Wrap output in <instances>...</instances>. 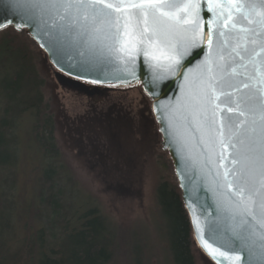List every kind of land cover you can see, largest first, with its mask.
<instances>
[{
	"label": "snow or ice",
	"instance_id": "6c2138e0",
	"mask_svg": "<svg viewBox=\"0 0 264 264\" xmlns=\"http://www.w3.org/2000/svg\"><path fill=\"white\" fill-rule=\"evenodd\" d=\"M225 6L230 11L224 14L222 26L229 31L237 26L233 12L241 13L249 25H264V0L249 4L247 12H242L240 5L233 7L231 2L215 7L223 13ZM214 13L215 8L208 0H184L182 3L176 0H0V31L11 28L23 33L25 27L29 33L40 30L49 37L48 43L54 52L66 42L78 46L83 57L81 66L85 70L112 58L119 59L121 54L129 64H134L137 56L142 55V64L152 69L151 91L155 94L157 87L162 93L170 87L166 82L169 77L179 75L187 81L188 72L181 73V67L190 70L205 55L200 47L202 20L212 32L209 49L216 43L217 34L225 35L223 31L217 33L212 29L213 16L208 14ZM252 15L259 19L250 20ZM184 24L191 25L192 38L173 49L178 58L170 57L166 70H161L156 57L153 55L150 59V46L158 41L164 47H171L169 35L177 30L184 31ZM240 31L252 47L237 44L228 52L236 66L218 65L219 75L208 68L200 78L203 128L194 130L200 132L201 140L207 135L209 143L220 145L215 179L222 199L217 207L232 222L215 249H211L207 241L205 246L213 255L218 252L217 258L222 262L228 259L229 253L239 261L238 253L246 252L244 264H264V32L243 26ZM257 37L261 38L259 43ZM227 43L225 40L221 45V60L225 59L223 46ZM182 60L186 61L183 65ZM207 63V60L202 61L204 65ZM57 64L65 71L59 59ZM131 75L135 78L134 72ZM76 77L83 78L81 73H76ZM236 77L242 79L236 81ZM90 82L96 84L102 80L97 77ZM242 89L247 92L240 94ZM163 107L158 103V110ZM121 143L129 155L134 153L135 146L130 138L122 136ZM226 148L232 149L227 155L223 151ZM210 231L215 233V226Z\"/></svg>",
	"mask_w": 264,
	"mask_h": 264
},
{
	"label": "trees",
	"instance_id": "16d2710c",
	"mask_svg": "<svg viewBox=\"0 0 264 264\" xmlns=\"http://www.w3.org/2000/svg\"><path fill=\"white\" fill-rule=\"evenodd\" d=\"M41 53L25 29L0 31V264H196L198 248L168 152L170 174L156 188L159 245L149 233L127 239L97 207H86L56 138L37 66ZM31 156L39 161L35 189L24 201L21 173Z\"/></svg>",
	"mask_w": 264,
	"mask_h": 264
},
{
	"label": "water",
	"instance_id": "95a60500",
	"mask_svg": "<svg viewBox=\"0 0 264 264\" xmlns=\"http://www.w3.org/2000/svg\"><path fill=\"white\" fill-rule=\"evenodd\" d=\"M108 2H113V0H108ZM133 2H138V0H133ZM176 2L182 3L184 0H176ZM208 2L213 4L215 8L214 14H208L213 16L212 29L216 30L217 33L223 31L225 35L220 36L217 34L214 38L216 43L212 49H209L207 45L212 32L207 27L206 22L202 20L203 43L200 47H203L205 55L196 62V65H200V67L197 68L196 65H192L190 70L181 67V73L188 72V80H182L179 75L169 77L166 82L170 87L163 90V93L159 87L156 88L155 94L152 93V69L147 64H142V55L137 56L134 64H129L121 54L119 59L112 58L85 70L81 66L83 57L80 56L78 46L66 42L63 47L58 46L57 51L54 52L48 43V36L42 34L40 30H34L30 33L28 28L25 27V30L46 56L48 63L54 69L58 85L65 91L75 93L80 97L87 98L94 104H98L107 98V93L111 90L142 86L144 94L152 100L153 115L159 126L158 131L162 136L161 146L163 151L168 152L172 159L197 247L212 264H244L247 258L246 252L238 253L241 257L239 261H235L232 258L233 254L229 253L228 259L222 262L217 258L219 256L218 252L213 255L210 248L205 246V241H207L211 249H215L223 239L225 230L232 222L227 220L225 213L217 207L218 201L222 199L215 179L217 153L221 151L220 145L219 143H209L207 135H204L203 140H201L200 132L194 129L197 127L203 128L201 113L204 110V105L200 99V78L202 74L210 68L213 73L219 75L220 69L217 66L226 63L235 67L236 64L228 56V52L235 48L237 44L241 46L247 44L252 47L240 28L242 26L256 27L258 32H264V25L257 23L249 25L247 21L242 19L241 13L233 12V20L237 23V26L229 31L223 28L222 25L225 19L224 14L230 9L225 6L223 13H221V9L215 7L218 4L231 2L233 7L240 5L242 6V12H247V6L258 3V0H208ZM202 15H205V13H202ZM249 19L255 22L259 17L252 15ZM229 26H231V22H229ZM182 29L185 30H177L169 35L168 39L171 47H164L158 41L150 46V59L154 55L156 62L161 65V70H166L167 65L171 62L170 57L178 58L175 57L173 49L179 48L192 38L190 24L182 25ZM256 39L259 43L261 38L257 37ZM225 40L228 41L227 45L223 46L225 59L221 60L219 59V51ZM257 50L259 49L257 48ZM57 59L63 64L65 71L60 70ZM205 60L208 62L207 65L202 64V61ZM185 62V60H182L181 64L183 65ZM245 62H247V58ZM237 70L243 71L239 68ZM133 72L135 78L131 75ZM76 73H81L83 78H77ZM97 77L101 78V83L93 84L90 82ZM240 79L242 77L235 78L236 81ZM121 80L124 83H121ZM128 81H131V83H128ZM245 92L247 90L242 89L240 94ZM158 103L164 105L163 109L158 110ZM166 128L168 132L165 131ZM177 134H179V138ZM223 151L227 155L232 149L226 148ZM213 226L216 228L215 233L210 231Z\"/></svg>",
	"mask_w": 264,
	"mask_h": 264
},
{
	"label": "rangeland",
	"instance_id": "374dc122",
	"mask_svg": "<svg viewBox=\"0 0 264 264\" xmlns=\"http://www.w3.org/2000/svg\"><path fill=\"white\" fill-rule=\"evenodd\" d=\"M38 56L37 66L45 80L46 99L53 108L63 161L84 193L86 207H97L126 232L127 239L135 241L149 233L151 244L159 245L164 239L156 212V188L170 171L152 100L136 86L113 94L102 106H91L83 98L64 92L55 82L54 69L46 56ZM122 136L130 138L135 146L131 155L121 143ZM38 163L31 156L22 167L19 192L25 194L24 201L33 195ZM160 253L159 249L155 251V255ZM194 255L196 264H212L199 248ZM116 264H123V260Z\"/></svg>",
	"mask_w": 264,
	"mask_h": 264
},
{
	"label": "flooded vegetation",
	"instance_id": "af4514ba",
	"mask_svg": "<svg viewBox=\"0 0 264 264\" xmlns=\"http://www.w3.org/2000/svg\"><path fill=\"white\" fill-rule=\"evenodd\" d=\"M52 73H53V76H54V80H55V82L57 83L56 78H55V73H54V71H52ZM57 85H58V83H57ZM58 86H59V85H58ZM59 87H60V86H59ZM60 88H61V87H60ZM61 89H62V88H61ZM62 90H63V89H62ZM63 91L66 92L67 94L71 95V96H74V97H77V98H83L84 100H86V102H89L91 106H102V105H104V103L108 102V101L112 98V95H113V94H118V93H120V92H122V91H126V90H124V89H119V90H111V91H109V92L107 93V99L102 100L101 102H99V104H94V103H92L91 101H89L87 98H85V97H80V96H78V95L75 94V93H71V92H68V91H65V90H63Z\"/></svg>",
	"mask_w": 264,
	"mask_h": 264
}]
</instances>
